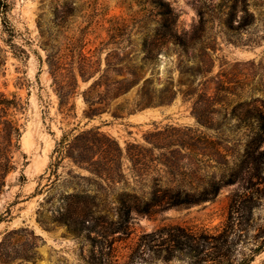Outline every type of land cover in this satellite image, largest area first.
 I'll return each mask as SVG.
<instances>
[{"label": "rangeland", "instance_id": "1", "mask_svg": "<svg viewBox=\"0 0 264 264\" xmlns=\"http://www.w3.org/2000/svg\"><path fill=\"white\" fill-rule=\"evenodd\" d=\"M6 1L9 4L8 23L4 25L0 16V48L5 58V64L0 68V92L8 97L16 95L25 107L16 116L22 126L20 147L25 159L16 155L17 170L6 179L0 213L10 206L12 219L0 223V238L4 231L13 228L32 230L40 238L39 259L35 264H188L183 260L152 262L149 254L141 255L140 259H132L130 255L143 234L163 226L204 228L211 232L221 230L230 216L236 218L235 210L230 212V204L236 200V206L242 203L251 210L250 215L247 210L239 214L241 221L248 218L249 228L240 235L243 241L237 246L235 264L251 259V250L263 239L256 236L264 229V139L256 147L253 144L254 123L241 120L246 109L260 108L264 114V40L261 39L264 37V0H245V3L243 0ZM244 6L248 14L254 15L255 21L248 27L242 24L241 29L238 23ZM169 9L178 16V29L196 39L185 55L169 46L168 53L158 56L155 68L148 70L146 76H151L156 90L169 82L172 90H178L181 79L190 84L189 90L195 94L193 99L178 93L168 104L140 110L120 120L104 114L88 127L99 126L123 148L127 143H143V135L153 130L155 124L197 128L191 112L194 99L203 92V84L208 81V93L212 94L218 81L229 79L236 95L230 97L236 117L229 120L230 132L226 131L223 139L229 143L224 144L238 159L246 153L250 155L251 163H237L232 171L235 183L223 187L213 200L173 207L153 215L132 213L125 234L109 235L118 224L114 215L116 203L108 190L97 185L87 171L78 169L67 159L58 167V176H50L48 165L55 141L61 136L62 116L57 113V97L45 63L46 52L38 22L43 30L53 35L49 43L55 46L64 45L70 38L78 39L80 32L86 29V51L103 48V44L109 42L112 26L121 29L126 25L131 33L130 46L135 51L144 31L143 22L153 27V20L159 18L161 11ZM56 17L58 29L54 28ZM10 44L24 50L25 55L16 58ZM111 47L107 46L99 55L102 66L106 51ZM209 66L212 69L208 73ZM84 87L81 85V89ZM181 88L187 90L186 86ZM135 95L136 89L125 99L131 102ZM75 102L77 118L69 120L71 124L81 120L84 108L80 96ZM216 108L219 113L207 124L221 127L225 112L221 105ZM230 110L228 108L227 113ZM84 123L82 120L81 125ZM71 126L63 124L65 130ZM249 142L251 145L246 151L245 144ZM202 159L206 165L210 163L208 159ZM219 161L223 162V159L219 158ZM207 171L215 173L216 179L221 174L220 167ZM21 175L25 181H21ZM201 179L188 176L185 186L195 187ZM38 212L45 227L36 222ZM85 213L100 218L97 221H83L80 217L75 220V216ZM68 214L73 218L71 222L65 219ZM94 228L100 234L94 233ZM252 259L250 264H264V249Z\"/></svg>", "mask_w": 264, "mask_h": 264}, {"label": "trees", "instance_id": "2", "mask_svg": "<svg viewBox=\"0 0 264 264\" xmlns=\"http://www.w3.org/2000/svg\"><path fill=\"white\" fill-rule=\"evenodd\" d=\"M8 10L7 1L0 0V16L4 25L8 23ZM57 20L58 17L55 18L54 28L58 29L60 25ZM254 21V15L248 14L244 6L238 23L240 28L243 29L242 24L251 26ZM153 24L155 26L150 27L146 21L143 22L144 31L140 34V44L135 51L130 46L131 33L127 31L126 25L121 29L112 26L109 30V42L103 44V48L86 51V29L80 32L78 39L70 38L64 45L55 46L49 43L53 35L43 30L41 22H38L46 52L45 63L57 97V113L62 116L61 136L55 141L48 165L50 176L56 178L58 167L67 159L78 169L87 171L97 185H103L116 203L114 215L118 225L109 235L125 234L132 213L153 215L169 208L213 200L223 187L235 183L232 171L237 163H251L250 155L246 153L242 159H238L224 144L229 143L223 140L226 131L230 132L229 120L236 117L235 107L230 105V97L236 95L232 92L229 79L218 81L212 94L208 93V81L203 84V92L194 99L191 112L197 128L172 125L159 127L155 124L153 130L143 135V143H127L123 148L115 138L102 132L99 126L88 127L90 122L104 114L120 120L137 111L168 104L178 93L193 99L195 94L189 90V83L181 82L180 79L178 90H172L170 82L156 90L151 76H146V72L155 68L158 56L161 53L167 54L169 46L187 54V48L192 45L196 36L178 29V16L170 9L162 10ZM261 39L264 40V37ZM11 45L10 49H13L12 53L16 58L25 55L24 50L15 49ZM109 45L112 47L106 51L102 66L99 55ZM1 53L4 51L0 48V68L5 64ZM211 69L209 66L207 72H211ZM179 71L181 75L184 74L181 66ZM81 85L85 87L81 89ZM182 86H186L187 90H182ZM134 89L135 98L129 102L125 97ZM79 96L84 104L81 120L71 124L69 120L77 118L75 100ZM243 104L247 106L246 103ZM217 105H221L225 112L221 127L207 124L214 114L219 113ZM228 108L231 109L229 113ZM24 110L23 103L16 95L8 97L0 92V200L7 186V176L17 170L16 155L25 159L20 147L22 126L16 118ZM82 120L85 123L81 125ZM241 121L254 123L256 133L253 144L258 147L264 139L263 112L256 107L246 109ZM63 124L72 126L65 130ZM250 145V142L245 144L246 151ZM202 157L210 163L206 165ZM184 159L188 160L184 162ZM218 167L221 174L216 179L215 173L207 170H216ZM188 176L202 179L197 181V186L186 187ZM21 181H25L23 175ZM236 205V200L230 204V212L235 210L236 218L230 216L221 230L211 232L204 228L163 226L143 234L130 257L140 259L141 255L149 254L152 262L183 260L188 264H235L237 246L243 241L240 235L249 228L248 218L241 221L239 214L247 210L250 215L251 210L250 206L243 207L242 203ZM39 214L40 212L36 222L45 227ZM79 217L83 221H97L100 218L85 213L75 216V220ZM11 219L9 206L0 213V223ZM65 219L71 222L73 218L68 214ZM95 229L94 233L100 234ZM256 237L263 239L251 250V259L239 264H250L252 258L264 249V229ZM39 240V236L27 227L4 231L0 238V264H35L39 259Z\"/></svg>", "mask_w": 264, "mask_h": 264}]
</instances>
